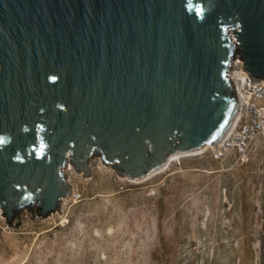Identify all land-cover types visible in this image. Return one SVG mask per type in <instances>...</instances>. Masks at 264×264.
<instances>
[{
  "label": "water",
  "instance_id": "obj_1",
  "mask_svg": "<svg viewBox=\"0 0 264 264\" xmlns=\"http://www.w3.org/2000/svg\"><path fill=\"white\" fill-rule=\"evenodd\" d=\"M235 52L264 83V0H0L5 227L56 216L63 172L89 178L92 157L139 180L216 147L238 109Z\"/></svg>",
  "mask_w": 264,
  "mask_h": 264
},
{
  "label": "rangeland",
  "instance_id": "obj_2",
  "mask_svg": "<svg viewBox=\"0 0 264 264\" xmlns=\"http://www.w3.org/2000/svg\"><path fill=\"white\" fill-rule=\"evenodd\" d=\"M90 163L89 178L63 172L56 216L5 227L0 210V264H264V135L241 158L207 149L140 180Z\"/></svg>",
  "mask_w": 264,
  "mask_h": 264
},
{
  "label": "built area",
  "instance_id": "obj_3",
  "mask_svg": "<svg viewBox=\"0 0 264 264\" xmlns=\"http://www.w3.org/2000/svg\"><path fill=\"white\" fill-rule=\"evenodd\" d=\"M239 30V28H238ZM229 38L237 40L233 32ZM235 44V46H236ZM235 63L228 72V81L238 102L236 118L217 146H206L199 154L209 149L213 160L223 161L230 156L241 158L247 154L251 145L264 135V83L253 85L251 78L243 70V61L237 52L232 53ZM66 171V170H65Z\"/></svg>",
  "mask_w": 264,
  "mask_h": 264
},
{
  "label": "bare ground",
  "instance_id": "obj_4",
  "mask_svg": "<svg viewBox=\"0 0 264 264\" xmlns=\"http://www.w3.org/2000/svg\"><path fill=\"white\" fill-rule=\"evenodd\" d=\"M236 115H237V112H236V114H235V118H236ZM235 118H234V120H235ZM230 129V128H229ZM228 132V131H227ZM211 147H213V146H211ZM206 148V146H203V147H201L199 150L197 149L196 151H193V152H189V153H183V154H172V155H169L168 156V158H167V161H166V163L161 167V168H159L158 170H156V171H154L153 173H151L150 175H152V174H154V173H156V172H158L159 170H161V169H163L164 167H166L171 161H173V160H175V159H177V158H179V157H181V156H188V155H192V154H197V153H200L202 150H204ZM66 171H70V172H72V169H70V170H66ZM149 175V176H150ZM148 177V176H147ZM130 180V179H129ZM140 180V179H139ZM132 181V180H131Z\"/></svg>",
  "mask_w": 264,
  "mask_h": 264
}]
</instances>
